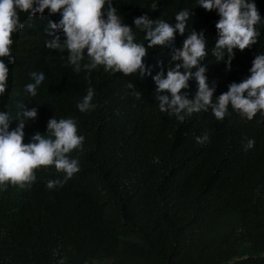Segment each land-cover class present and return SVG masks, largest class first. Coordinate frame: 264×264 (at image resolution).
Here are the masks:
<instances>
[{
	"label": "trees",
	"instance_id": "16d2710c",
	"mask_svg": "<svg viewBox=\"0 0 264 264\" xmlns=\"http://www.w3.org/2000/svg\"><path fill=\"white\" fill-rule=\"evenodd\" d=\"M156 2L152 9L153 0H113L129 25L144 13L174 22L176 12L192 9L184 35L148 50L151 74L144 75L103 66L76 72L66 52L46 47L58 34L49 24L59 15L21 14L9 77L24 85L33 71L45 77L35 96L24 92L21 104L37 109L24 142L46 131L52 116L74 119L85 139L70 153L79 171L63 183L46 187L63 172L40 166L30 186L0 191V264H264V115L249 120L229 108L218 120L209 109L180 121L159 109L152 79L171 66V52L194 28L208 39L203 63L220 94L249 75L252 59L264 52V23L256 44L235 49L229 67L227 55L217 61L211 54L216 10L196 0ZM255 2L264 18V0ZM133 32L147 43L142 31ZM89 87L95 107L81 112L76 105ZM195 87L193 80L189 91Z\"/></svg>",
	"mask_w": 264,
	"mask_h": 264
},
{
	"label": "clouds",
	"instance_id": "9594fccd",
	"mask_svg": "<svg viewBox=\"0 0 264 264\" xmlns=\"http://www.w3.org/2000/svg\"><path fill=\"white\" fill-rule=\"evenodd\" d=\"M196 6L207 11L216 10L218 14L215 43L211 47V54L217 61L227 55L226 63L230 67L235 49L242 51L256 44L260 35L257 25L264 23V18L255 0H196ZM151 7H157L156 0ZM45 10L59 15L58 20L49 24L58 34L46 42V47L66 52V62L74 71L82 68L90 71L103 66L106 72L119 71L125 75L151 74L143 59L148 50L170 44L176 34L184 35L192 16V9L187 8L175 13L174 22L153 19L144 13L134 17L129 25L114 7L113 0H0V191L12 185L30 186L36 179L34 170L40 166L51 165L63 172V178L47 181L49 189L71 178L80 168L78 157L70 153L80 149L85 138L78 134L72 118L52 116L47 121L46 131H37L24 142L25 126L37 116V109H29L21 102L25 91L31 96L37 94L45 79L44 73L31 72L30 82L25 85L9 77L10 66L15 61L11 48L13 35L24 28L21 14L33 17ZM133 26L144 33L146 44L137 41ZM207 45L204 31L191 28L181 45L171 52V66L152 75L159 109L175 115L180 121L194 112L209 109L218 120L229 113V108L249 120L258 112L264 115V52L252 59L249 75L239 82H231L226 91L216 94V87L210 86L203 63L208 54ZM85 58L87 62L82 64ZM193 80L196 87L190 92ZM128 87L132 85L128 83ZM9 88L14 91L12 100ZM93 96L94 90L89 87L77 102L78 110L84 112L94 108ZM17 107L15 116H11ZM14 121L15 126H12ZM195 139L202 142L206 136ZM253 146L254 140L248 139L246 148Z\"/></svg>",
	"mask_w": 264,
	"mask_h": 264
}]
</instances>
